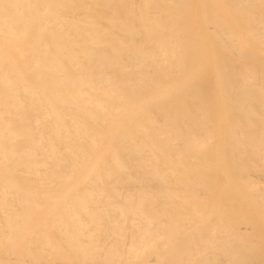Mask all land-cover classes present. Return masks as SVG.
<instances>
[{"label":"bare ground","instance_id":"obj_1","mask_svg":"<svg viewBox=\"0 0 264 264\" xmlns=\"http://www.w3.org/2000/svg\"><path fill=\"white\" fill-rule=\"evenodd\" d=\"M0 264H264V0H0Z\"/></svg>","mask_w":264,"mask_h":264}]
</instances>
